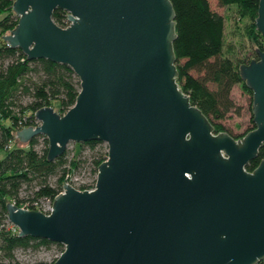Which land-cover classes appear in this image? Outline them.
<instances>
[{
	"label": "water",
	"instance_id": "water-1",
	"mask_svg": "<svg viewBox=\"0 0 264 264\" xmlns=\"http://www.w3.org/2000/svg\"><path fill=\"white\" fill-rule=\"evenodd\" d=\"M55 9L67 13L58 26ZM2 38L26 59L68 65L79 79L64 113L35 110L28 143L44 135L47 161L71 142L97 140L107 157L94 188L62 181L45 214L5 201L19 237L63 245L53 264H258L264 261V48L239 65L255 127L215 132L177 82L170 0H13ZM255 26L264 39V0Z\"/></svg>",
	"mask_w": 264,
	"mask_h": 264
},
{
	"label": "trees",
	"instance_id": "trees-1",
	"mask_svg": "<svg viewBox=\"0 0 264 264\" xmlns=\"http://www.w3.org/2000/svg\"><path fill=\"white\" fill-rule=\"evenodd\" d=\"M170 1L175 12L176 38L173 49L177 82L189 95L191 103L209 119L215 132L226 131L238 138L240 135L232 134L220 121L233 107L229 97L233 85L240 84L252 94L239 73V65L246 61L235 62L223 54L224 17L213 12L207 0ZM258 1L218 0L222 6L235 5L256 14ZM12 4L13 0H0V14L5 13L0 19V29L3 31L11 30L17 24L18 16L12 11ZM52 19L63 27L66 12L55 9ZM252 28L262 37L255 23ZM254 54L253 59L257 58L256 50ZM192 71L198 72V75H193ZM208 83L214 84V89H210ZM79 89V79L68 65L44 58L29 60L18 47L12 48L6 43L0 46V152L3 153L0 156V256L12 259L13 251L17 248L38 249L55 245L60 252L63 250L62 244L47 239L19 237L14 226L8 223L5 201L17 206L28 203L29 209H34L33 202L43 199L53 201L62 190L61 180L65 179L71 168H77L81 163L77 157H80L82 148L86 146L94 150L98 144H102L97 140L74 143L77 146L76 156L69 164L66 151L54 161L46 160L48 140L44 135L33 137L26 147L20 146L21 142L14 139V129L36 124L35 110L43 106L53 107L57 101L59 113H64L74 104ZM26 98L27 102L24 103ZM251 122L252 127L246 132L255 127L252 116ZM10 140H14V144L8 148ZM38 140L43 142L40 149L35 147ZM93 156L92 173L95 177L99 164L107 157V151L101 152L99 149ZM263 157L264 146L259 148L257 157L246 164V169H254ZM53 175H59L56 186L49 182ZM24 188L31 189V197H19ZM6 223L10 225L9 229ZM54 261L31 264H53ZM258 264H264V261Z\"/></svg>",
	"mask_w": 264,
	"mask_h": 264
},
{
	"label": "rangeland",
	"instance_id": "rangeland-1",
	"mask_svg": "<svg viewBox=\"0 0 264 264\" xmlns=\"http://www.w3.org/2000/svg\"><path fill=\"white\" fill-rule=\"evenodd\" d=\"M210 9L217 14L224 17V47L223 54L230 57L233 61H248L254 57L255 49H253L251 40L260 50L264 48V39L257 35V32L252 28L255 23L257 14L254 11L242 10L238 6H222L218 0H207ZM5 16V13L0 14V19ZM253 29V30H252ZM10 30L3 31L0 29V46L6 43L2 36L9 33ZM255 35V37L253 36ZM244 62V63H246ZM193 75H198V72L192 71ZM210 89H214V84H207ZM229 97L232 101L233 107L226 113L225 117L220 121L222 125L227 128L234 135H244L246 130L252 127L251 122V101L252 94L247 92L240 84H235L230 90ZM24 103L27 102V98ZM53 108L60 110L57 101L54 102ZM7 122V121H4ZM8 123V122H7ZM215 131V130H214ZM238 137V138H239ZM39 141V140H38ZM28 143H21L20 146L26 147ZM36 149L43 147V142L40 140L35 146ZM77 146L73 142L69 143L65 149L66 159L70 164L71 160L76 156ZM101 152L107 151V145L102 142L98 144L94 150L84 146L80 152L81 163L77 168H71L68 175L65 176L64 183L72 182L75 185H81L92 181L94 175L92 173V157L99 150ZM3 153L0 152V156ZM59 175H53L49 178L50 185L56 186L58 183ZM61 180V183L62 181ZM63 186V185H62ZM31 189L24 188L21 190L19 197H31ZM8 223H10L8 221ZM6 223V228L10 225ZM11 224V223H10ZM13 225V224H12ZM60 254V249L55 245L42 246L38 249L33 248H17L13 251V258H5L0 256V264H31L35 262H52Z\"/></svg>",
	"mask_w": 264,
	"mask_h": 264
},
{
	"label": "built area",
	"instance_id": "built-area-1",
	"mask_svg": "<svg viewBox=\"0 0 264 264\" xmlns=\"http://www.w3.org/2000/svg\"><path fill=\"white\" fill-rule=\"evenodd\" d=\"M65 22L66 23H65V25L63 27H67L69 25V21L67 19V13H66V21ZM35 121H36V124H32L31 126L35 127L36 125H38L39 122L36 119H35ZM14 139H16V135L15 134H14ZM13 141L14 140H10L9 141L8 148H10L14 144ZM95 180H96V175L92 179V181L89 182V183H84V184H81V185H75L72 182H66V183L72 185L73 187H75L76 189H79V190H83V189H85V190H91V189L94 188ZM82 186H83V188H81ZM84 187H86V188H84ZM52 205H53V201L52 200H50V199H43L41 201L33 202L34 209H29L30 205L28 203L22 204V206H19V207H22V208H25V209H29V210H38V211H41V212H43L45 214H49L51 212V210H52ZM14 229L16 231H18V229L15 226H14Z\"/></svg>",
	"mask_w": 264,
	"mask_h": 264
}]
</instances>
